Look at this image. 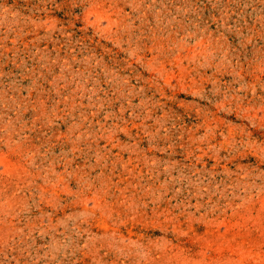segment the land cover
Wrapping results in <instances>:
<instances>
[{"label": "rangeland", "instance_id": "1", "mask_svg": "<svg viewBox=\"0 0 264 264\" xmlns=\"http://www.w3.org/2000/svg\"><path fill=\"white\" fill-rule=\"evenodd\" d=\"M0 264H264V0H0Z\"/></svg>", "mask_w": 264, "mask_h": 264}]
</instances>
